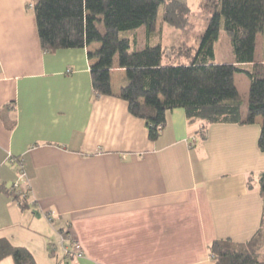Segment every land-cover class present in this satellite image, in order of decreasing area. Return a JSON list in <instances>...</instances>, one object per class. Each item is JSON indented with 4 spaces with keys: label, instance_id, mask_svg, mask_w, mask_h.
<instances>
[{
    "label": "crops",
    "instance_id": "crops-1",
    "mask_svg": "<svg viewBox=\"0 0 264 264\" xmlns=\"http://www.w3.org/2000/svg\"><path fill=\"white\" fill-rule=\"evenodd\" d=\"M35 3L0 0V239L37 264H216L215 241H249L264 216L249 175L260 131L213 124L202 140L177 109L152 141L119 97L125 70L97 95L87 49H42ZM68 233L81 256L51 244Z\"/></svg>",
    "mask_w": 264,
    "mask_h": 264
},
{
    "label": "trees",
    "instance_id": "trees-1",
    "mask_svg": "<svg viewBox=\"0 0 264 264\" xmlns=\"http://www.w3.org/2000/svg\"><path fill=\"white\" fill-rule=\"evenodd\" d=\"M201 8L209 19L199 48L156 45L132 51L135 41L121 33L142 27L148 35L155 33L161 9L164 24L184 30L191 14L186 0H36L33 5L44 51L88 50L97 95L113 96L112 72L125 70L127 82L119 97L127 102L131 115L145 121L152 141L159 138L167 113L180 109L190 124L203 123L198 134L202 140L209 125H253L261 118L258 148L264 153V61L256 59L257 37L264 34V0H202ZM100 23L105 33L99 30ZM222 30L232 44L231 65L213 63ZM236 74L250 80L246 114L234 82ZM258 181L264 197V171ZM23 195L15 199L25 209L28 202ZM262 249L264 216L249 241L223 239L210 246L216 264H264ZM6 257L15 264H37L30 251L0 239V260Z\"/></svg>",
    "mask_w": 264,
    "mask_h": 264
},
{
    "label": "rangeland",
    "instance_id": "rangeland-1",
    "mask_svg": "<svg viewBox=\"0 0 264 264\" xmlns=\"http://www.w3.org/2000/svg\"><path fill=\"white\" fill-rule=\"evenodd\" d=\"M188 4V3H187ZM202 0H192L191 14L189 17L188 25L184 30H178L173 27L164 25L161 21L163 10H160L157 31L148 35L145 27L137 30L121 33L122 37H126L135 41L132 47V51H138L146 48L147 46L162 45L163 47H182V48H199V37L202 36L207 27L209 14L201 8ZM99 30L105 33V27L103 23L99 24ZM215 59L213 63L219 65H231L235 62V56L233 54V48L228 34L222 30L219 35V40L216 42L215 47ZM256 58L259 61L264 59V34L260 33L257 37ZM234 82L244 102L243 112L246 114L248 110L250 80L245 74H236ZM262 119L258 118L257 122L253 125V130L256 132L261 131ZM251 152V151H250ZM251 177L253 178L254 186L257 188L259 185V171L264 169V153L259 151L258 144H256V152H251ZM253 171H256L253 173ZM66 237V234L64 235ZM62 235H54V240L51 244L57 249V254L60 257L63 256V250L61 246ZM57 258V257H56ZM261 260H264V249L261 250Z\"/></svg>",
    "mask_w": 264,
    "mask_h": 264
},
{
    "label": "built area",
    "instance_id": "built-area-1",
    "mask_svg": "<svg viewBox=\"0 0 264 264\" xmlns=\"http://www.w3.org/2000/svg\"><path fill=\"white\" fill-rule=\"evenodd\" d=\"M30 9H33V6H31ZM18 189H22V186L20 185V182H17L13 189L14 191H18ZM18 192H21L22 194L25 193L24 191H18ZM49 221L52 222V218L49 217ZM70 239V240H69ZM71 243L72 244V247L70 248L69 244ZM62 247H63V252H64V255L66 257H69V256H81V254L78 253V251L76 252V249H78V244L74 242V240H72L71 237L69 238H63L62 239Z\"/></svg>",
    "mask_w": 264,
    "mask_h": 264
}]
</instances>
